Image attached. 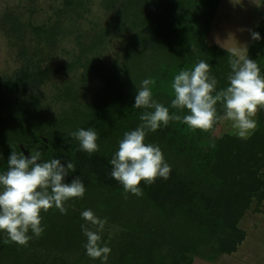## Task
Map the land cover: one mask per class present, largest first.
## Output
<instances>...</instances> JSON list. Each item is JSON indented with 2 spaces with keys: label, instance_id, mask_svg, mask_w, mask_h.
Instances as JSON below:
<instances>
[{
  "label": "trees",
  "instance_id": "obj_1",
  "mask_svg": "<svg viewBox=\"0 0 264 264\" xmlns=\"http://www.w3.org/2000/svg\"><path fill=\"white\" fill-rule=\"evenodd\" d=\"M148 1L145 2L146 5ZM156 1H164L163 8L157 12V18L170 24L168 16L172 13L166 11L172 8L176 0ZM189 1L177 0L182 4H188ZM186 9H192V4H188ZM142 10L141 6L135 12L137 21L134 20L144 29L152 14L148 13L149 9L143 10L147 13L144 16ZM198 12L196 21H190L182 14L176 15L179 16L176 21L180 18L183 23L176 35L180 52L174 51L176 53L172 54L164 51L161 59L155 60L157 57L153 59L151 56L158 53H150L152 51L149 46L145 47L147 51L139 50L136 44L131 46L127 50L128 60L123 74L113 71L104 73L108 92L106 96L86 106L84 110L73 111L71 117L67 116L60 121L46 115L36 98H19L24 91L49 78L51 69H43L28 62L12 77L0 82V174L7 170V159L12 151L24 152L27 156L30 155L29 150L35 149L41 151L43 160L57 158L61 163L71 160L76 171L69 173L65 182L70 183L79 176L86 189L83 197L65 202L66 214H61L55 207L47 212L41 211V226L44 231L36 237L29 230L28 235L32 238L27 244L28 248L36 245L42 250L49 246L63 249L72 244L66 249L72 252L70 248L81 245L86 251L84 244L87 237L81 231V224L85 223L82 211L67 207V204L83 211L97 206L96 211H99V208L111 207L121 202L123 208L120 205L115 209L110 208L108 214L103 216L107 220L119 216L118 220H126L135 227L136 223H140L138 230L128 229L125 232L126 238L118 239L119 242L114 245H107L111 252L106 264H190L188 256L194 254L199 245L211 248L214 246L228 254L235 250V239L244 238L242 232L236 229V222L241 218V210L248 202L250 186L244 174L241 181L235 173L236 168H248L252 161L264 155V108L259 110L258 128L248 140L235 142L226 137L207 151L199 146L205 131L190 128L182 120L170 121L167 126H161L155 132H148L145 143L160 147L171 172L166 180L158 177L152 184L142 181V194L139 196L126 193L123 186L111 176L110 160L118 150L123 134L142 123L139 117L144 111H152L133 108L137 88L144 79L155 81L149 85L153 98H157L159 103L166 102L165 107L169 108L170 115L175 112L182 117L190 112L171 107L174 94L171 82L167 83L181 70L191 71L203 60L210 64V77L215 76L217 79L216 90L229 86V60L236 57L225 50L207 46V30L197 24L212 18L213 12L208 8ZM142 38V35H138L135 40L141 43ZM259 53L257 61H264V50ZM162 60H175V65L167 67ZM160 62L163 64L156 66ZM90 69L95 72L103 71L98 65H92ZM216 108L218 117H221L224 109L220 102ZM80 128H91L98 133L97 152L89 154L81 150L79 142L69 136V133ZM152 223L157 225L150 233L152 237L153 234L158 238L166 236L160 243L161 239L157 243L156 237L147 239L146 227ZM138 233L145 238L141 239ZM3 234L7 235L0 231V237ZM169 237L172 239H168ZM6 240L8 249L6 253L0 252V258L3 257L1 253L7 255L16 246L10 239H3L4 242ZM164 245L170 248L165 254L160 253ZM17 246L23 252V246ZM20 254L22 258L20 255L18 257L22 260L16 258L17 263L39 264L36 258L40 254Z\"/></svg>",
  "mask_w": 264,
  "mask_h": 264
},
{
  "label": "rangeland",
  "instance_id": "obj_2",
  "mask_svg": "<svg viewBox=\"0 0 264 264\" xmlns=\"http://www.w3.org/2000/svg\"><path fill=\"white\" fill-rule=\"evenodd\" d=\"M147 1L0 0V82L12 77L28 62L43 69H51L49 78L24 91L19 98H36L46 115L60 121L67 116L71 117L73 111L84 110L86 106L106 96L107 83L104 73L113 71L123 74L128 60L127 50L131 46L136 44L142 51H147L145 47L149 46L152 51L150 53H158L151 56L153 59L157 57L155 60L161 59L164 51L172 54L176 53L174 51L180 52L176 35L183 23L180 18L176 21L179 17L176 15L182 14L190 21H196V13L199 14L198 11L204 8L213 12L212 18L200 23L197 21V25L207 30V46L232 54L235 50L241 55H247L257 62L261 75L264 76V61H257L259 51L264 50V0H195L192 3L185 0L192 4V9H186L187 3L182 4L176 0L172 8L166 11L172 13L168 16L170 24L163 23L156 16L160 8H163L164 1L149 0L146 5ZM141 6L144 11L149 9L148 13L152 14L144 29L139 26V22H135V12ZM143 10L142 14L147 16ZM185 12L187 14H184ZM249 30L259 33L260 39L253 40ZM138 35L143 36L141 43L135 40ZM162 61L167 67L175 65V60H169V64L165 60ZM161 64L163 63L160 62L156 66ZM92 65L102 67L103 71H92ZM173 79L170 78L167 83L172 84ZM156 101L158 102L157 98ZM161 103L165 106L166 102ZM259 110L254 117L256 122ZM230 130L231 122L220 119L210 130L204 132L199 142L200 148L207 151L226 137L235 142L248 140L229 134ZM243 174L250 186L249 199L246 207L241 210L242 216L236 222V229L242 232L244 238L235 239V250L228 254L214 246L211 248L199 245L196 252L188 256L191 259L190 264H264V155L252 161L248 168H236L235 175L241 181ZM118 205L123 208L120 202L111 207L99 208V211H96L97 206L90 209L98 217L106 219L103 215ZM67 207L83 212V209L71 204H67ZM118 217L106 219L102 232L103 244L114 245L119 242L118 239L126 238L125 232L128 229L136 230L140 226V223H136L135 227L126 220L120 221ZM154 227H157L155 223L146 227L147 239L156 237L157 243L158 239H161L160 243L166 236L158 238L153 234L152 237L150 233ZM140 237L145 238L141 235ZM3 239H8L6 234L0 237V252L6 253L8 241L6 243ZM15 245L7 255L1 253L3 257L0 258V264H20L16 262L18 255L23 253L30 256L32 252L41 255L36 258L39 264H102L100 259L92 260L81 245L70 248L72 252L66 249L72 244L63 249L49 246L43 250L36 245L32 248L26 245L22 247L23 252L16 243ZM162 248L160 253L163 254L170 249L165 245Z\"/></svg>",
  "mask_w": 264,
  "mask_h": 264
},
{
  "label": "clouds",
  "instance_id": "obj_3",
  "mask_svg": "<svg viewBox=\"0 0 264 264\" xmlns=\"http://www.w3.org/2000/svg\"><path fill=\"white\" fill-rule=\"evenodd\" d=\"M249 31L253 40L260 39L259 33ZM233 55L236 58L229 60V86L219 91L216 90V77L209 75L210 64L203 60L193 70H181L175 75L171 84L174 94L171 107L187 109L190 114L183 117L175 112L170 115L169 108L153 98L149 85L155 81L149 78L141 82L133 108L152 111H144L139 117L142 123L123 134L118 150L110 160L111 176L126 193L139 196L142 181L152 184L158 177L169 178L171 167L162 150L158 145L146 144L145 138L148 132H155L170 121L182 120L190 128L208 131L217 119H223L231 122L229 134L241 139H249L254 134L257 128L254 117L259 109L264 108V76L255 60L235 50ZM218 102L224 109L222 117L217 116ZM69 136L89 154L99 150L98 133L91 128L77 129ZM29 151L27 156L24 152L12 151L7 159V170L0 174V231L22 246L32 238L28 235L29 230L36 237L43 233L41 211L47 212L55 207L61 214H66L65 202L83 197L86 191L79 176L70 183L65 182V177L76 171L71 160L66 163L57 158L43 160L41 151ZM81 216L85 221L81 224V231L87 237L84 244L86 254L106 264L111 252L106 244L102 246L106 219L98 217L91 209L83 211Z\"/></svg>",
  "mask_w": 264,
  "mask_h": 264
}]
</instances>
